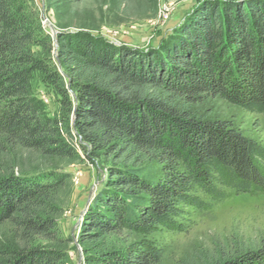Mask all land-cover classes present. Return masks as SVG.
Masks as SVG:
<instances>
[{
	"label": "trees",
	"instance_id": "1",
	"mask_svg": "<svg viewBox=\"0 0 264 264\" xmlns=\"http://www.w3.org/2000/svg\"><path fill=\"white\" fill-rule=\"evenodd\" d=\"M32 5V0H0V149L13 146L78 160L73 136L66 132L62 137L57 124L42 120L32 104L33 81L39 77L67 100L64 86L74 93L76 104L67 107L85 155L82 143L91 157L134 151L160 165L158 181L112 167L84 217L78 244L123 231L176 228L183 216L180 206H202L198 192L214 199L225 197V189L264 193V146L227 122L196 120L184 110L202 99L219 98L264 116V0L203 6L180 27L176 43L158 54L113 48L81 31L58 34L61 72ZM80 67L85 70L81 77L76 73ZM52 175L42 181L37 180L40 174L0 178V227L48 233L55 224L47 213L51 194L69 179ZM160 253L120 248L86 261L160 264ZM65 255L23 248L3 264H64ZM217 264H264V243Z\"/></svg>",
	"mask_w": 264,
	"mask_h": 264
},
{
	"label": "rangeland",
	"instance_id": "2",
	"mask_svg": "<svg viewBox=\"0 0 264 264\" xmlns=\"http://www.w3.org/2000/svg\"><path fill=\"white\" fill-rule=\"evenodd\" d=\"M250 1L254 0H32V8L39 16L40 34L50 37V57L61 72L57 59L61 46L56 40L53 42L50 29L56 36L81 31L83 37L98 36L113 48L158 54L176 43L180 27L190 23L203 6L214 8L223 3L232 7ZM149 15L153 17L145 18ZM76 73L81 77L85 70L81 68ZM63 89L68 100L57 92V87L35 77L31 99L42 120L55 122L62 137L66 132L73 136L77 161L48 158L13 146L0 149V178L40 174L37 180L42 181L50 174L69 176L51 194L47 213L48 220L55 224L48 233H24L8 224L0 227V264L23 248L42 247L66 254L64 264H92L86 258L92 260L120 248L158 250L160 264H217L264 243V193L225 189V197L220 199L198 192L200 207L180 206L183 216L176 228L159 227L148 233L132 234L123 231L78 244L84 217L96 193L111 177L112 167L123 166L149 181H158L161 175L159 164L134 151L121 155L104 151L91 157L89 146L82 143L87 148L85 155L77 146L81 139L74 128V115L67 107L68 103L76 104L74 93L67 85ZM184 110L196 120L227 122L244 137L264 146L262 114L246 112L219 98L202 99Z\"/></svg>",
	"mask_w": 264,
	"mask_h": 264
},
{
	"label": "water",
	"instance_id": "3",
	"mask_svg": "<svg viewBox=\"0 0 264 264\" xmlns=\"http://www.w3.org/2000/svg\"><path fill=\"white\" fill-rule=\"evenodd\" d=\"M50 30L52 31V40H53V42H55V40H56V32L54 30H52V29H50ZM90 201H91V199H89L88 203L86 204V207L90 204Z\"/></svg>",
	"mask_w": 264,
	"mask_h": 264
}]
</instances>
